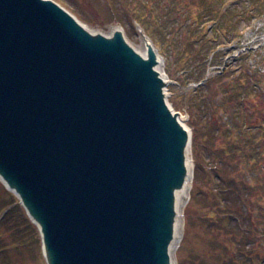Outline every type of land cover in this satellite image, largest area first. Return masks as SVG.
Here are the masks:
<instances>
[{
    "label": "water",
    "instance_id": "water-1",
    "mask_svg": "<svg viewBox=\"0 0 264 264\" xmlns=\"http://www.w3.org/2000/svg\"><path fill=\"white\" fill-rule=\"evenodd\" d=\"M146 47L52 0H0V181L46 264H172L190 134Z\"/></svg>",
    "mask_w": 264,
    "mask_h": 264
},
{
    "label": "rangeland",
    "instance_id": "rangeland-1",
    "mask_svg": "<svg viewBox=\"0 0 264 264\" xmlns=\"http://www.w3.org/2000/svg\"><path fill=\"white\" fill-rule=\"evenodd\" d=\"M52 1L88 31L120 28L137 52L149 43L159 56L167 103L191 135L172 264H264V0ZM13 210L0 264H46L0 181V223Z\"/></svg>",
    "mask_w": 264,
    "mask_h": 264
},
{
    "label": "trees",
    "instance_id": "trees-1",
    "mask_svg": "<svg viewBox=\"0 0 264 264\" xmlns=\"http://www.w3.org/2000/svg\"><path fill=\"white\" fill-rule=\"evenodd\" d=\"M137 17H138V14H137V16H136V18L134 17V19L135 20H138L139 21V23H141L142 25H143V18H140V17H138V19H137ZM250 145V144H249ZM249 148V147H248ZM248 148H244V152L246 151V149H248ZM254 151V150H253ZM254 153V152H253ZM249 159V158H248ZM252 159H254L253 157H252ZM15 213V210H13V211H11L10 212V214L0 223V228L2 229V228H4V229H9V228H11V227H13V221L11 220V215L12 214H14Z\"/></svg>",
    "mask_w": 264,
    "mask_h": 264
},
{
    "label": "bare ground",
    "instance_id": "bare-ground-1",
    "mask_svg": "<svg viewBox=\"0 0 264 264\" xmlns=\"http://www.w3.org/2000/svg\"><path fill=\"white\" fill-rule=\"evenodd\" d=\"M115 29V28H114ZM118 29V28H117ZM140 53V52H139ZM145 53H146V51L145 52H142V53H140L142 56H145ZM163 78V77H162ZM164 80H165V78H163ZM186 128V127H185ZM189 134H190V132H189ZM190 165H191V163H190ZM189 164H188V168H190L191 166H190ZM189 180H188V184H189V182H191L190 180H191V174H190V177L188 178ZM186 195H187V187L186 188H184L183 190H181L180 192H178L177 193V195H176V200H177V207H178V205L180 204V201H182L185 197H186ZM178 210H179V208H177ZM176 226H177V223H176Z\"/></svg>",
    "mask_w": 264,
    "mask_h": 264
}]
</instances>
